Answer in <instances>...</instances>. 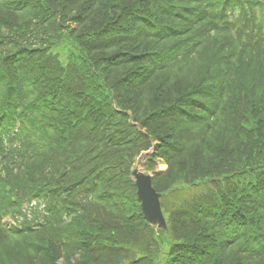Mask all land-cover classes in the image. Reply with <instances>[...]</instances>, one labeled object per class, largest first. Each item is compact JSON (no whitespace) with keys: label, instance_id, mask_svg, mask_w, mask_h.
I'll return each mask as SVG.
<instances>
[{"label":"trees","instance_id":"trees-1","mask_svg":"<svg viewBox=\"0 0 264 264\" xmlns=\"http://www.w3.org/2000/svg\"><path fill=\"white\" fill-rule=\"evenodd\" d=\"M0 264H264V0H0Z\"/></svg>","mask_w":264,"mask_h":264},{"label":"water","instance_id":"water-1","mask_svg":"<svg viewBox=\"0 0 264 264\" xmlns=\"http://www.w3.org/2000/svg\"><path fill=\"white\" fill-rule=\"evenodd\" d=\"M132 177L135 180L136 197L140 202L144 220L152 228L165 231L166 222L163 219L162 208H160L161 197L151 185L152 177L139 172L137 168L133 170Z\"/></svg>","mask_w":264,"mask_h":264},{"label":"rangeland","instance_id":"rangeland-1","mask_svg":"<svg viewBox=\"0 0 264 264\" xmlns=\"http://www.w3.org/2000/svg\"><path fill=\"white\" fill-rule=\"evenodd\" d=\"M135 166L141 171V172H145L143 171V161L140 159H138L137 162H135ZM166 169L165 164H163L162 162H158L157 164H155V169L154 172H163ZM147 174L152 175V172H148Z\"/></svg>","mask_w":264,"mask_h":264}]
</instances>
